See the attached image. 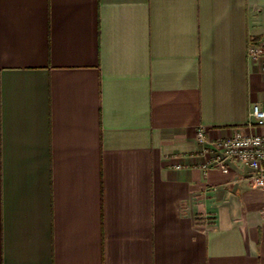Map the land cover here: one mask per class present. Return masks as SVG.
Masks as SVG:
<instances>
[{"label": "crops", "instance_id": "0c3cea01", "mask_svg": "<svg viewBox=\"0 0 264 264\" xmlns=\"http://www.w3.org/2000/svg\"><path fill=\"white\" fill-rule=\"evenodd\" d=\"M261 38L264 0H0V264H264V189L195 138L264 131Z\"/></svg>", "mask_w": 264, "mask_h": 264}, {"label": "built area", "instance_id": "2783aa9c", "mask_svg": "<svg viewBox=\"0 0 264 264\" xmlns=\"http://www.w3.org/2000/svg\"><path fill=\"white\" fill-rule=\"evenodd\" d=\"M247 56L253 61H264V38L249 42ZM261 69L264 70V62ZM248 126L264 127V109L257 104L250 108ZM195 138L202 152L207 155V159L200 165L204 172L212 166L226 172L227 160L242 162L252 170L249 178L251 187L264 189V131L255 133L251 129H237L229 136L208 140L203 126H198Z\"/></svg>", "mask_w": 264, "mask_h": 264}]
</instances>
